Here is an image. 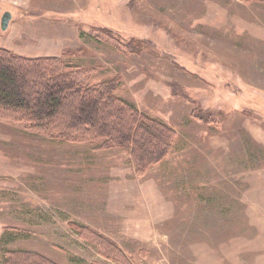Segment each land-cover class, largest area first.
<instances>
[{"label": "rangeland", "instance_id": "374dc122", "mask_svg": "<svg viewBox=\"0 0 264 264\" xmlns=\"http://www.w3.org/2000/svg\"><path fill=\"white\" fill-rule=\"evenodd\" d=\"M0 48L119 78L174 135L140 172L0 118V264H264V0H0Z\"/></svg>", "mask_w": 264, "mask_h": 264}, {"label": "trees", "instance_id": "16d2710c", "mask_svg": "<svg viewBox=\"0 0 264 264\" xmlns=\"http://www.w3.org/2000/svg\"><path fill=\"white\" fill-rule=\"evenodd\" d=\"M130 44H137L131 51L141 49V43ZM87 71L62 58H27L0 48V118L52 139L124 149L140 172L162 162L173 145L172 129L120 97L119 78L91 86ZM3 255L5 264H56L31 252L7 249Z\"/></svg>", "mask_w": 264, "mask_h": 264}, {"label": "water", "instance_id": "95a60500", "mask_svg": "<svg viewBox=\"0 0 264 264\" xmlns=\"http://www.w3.org/2000/svg\"><path fill=\"white\" fill-rule=\"evenodd\" d=\"M12 15L9 12H6L2 17V29L5 31L9 27V23L11 21Z\"/></svg>", "mask_w": 264, "mask_h": 264}]
</instances>
